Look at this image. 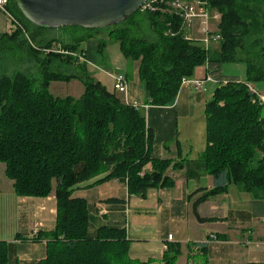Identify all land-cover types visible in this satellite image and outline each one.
Wrapping results in <instances>:
<instances>
[{"label": "trees", "instance_id": "1", "mask_svg": "<svg viewBox=\"0 0 264 264\" xmlns=\"http://www.w3.org/2000/svg\"><path fill=\"white\" fill-rule=\"evenodd\" d=\"M9 1V10L29 37L16 30L0 35V43L18 45L40 65H60L59 72L44 68L41 82L21 71L0 77V164L5 176L19 198L47 199L55 193V229L40 237L48 239L47 256L36 264H133L126 231L104 226L92 237L88 203L74 194L92 181L84 188L118 180L127 185L129 196L145 199L150 190L174 188L175 180L167 172L183 169L185 160L153 158L155 138L144 109L126 104L86 72H70L71 65L78 68L82 62L57 53L58 41L30 24L15 0ZM210 4L222 16V40L210 51L185 40L178 34L175 17L161 12L139 11L155 36L152 42L135 34L140 24L135 15L111 33L123 55L140 62L145 106H173L183 79L192 78L207 63L215 79L228 82L216 89L205 108L206 149L197 162L214 178L215 186L189 197L202 194L192 205L200 223L216 221L202 218L199 208L209 198L228 193L231 186L264 201V106L247 87L264 82V0H210ZM129 22L131 27H126ZM91 37L74 36L70 43L58 45L65 52L78 53L79 44ZM237 62L246 64V82L222 74L225 63ZM72 80L84 85L80 98L50 94L52 82ZM180 253V247L170 248L163 263L177 264ZM0 264H12L4 241H0Z\"/></svg>", "mask_w": 264, "mask_h": 264}, {"label": "crops", "instance_id": "2", "mask_svg": "<svg viewBox=\"0 0 264 264\" xmlns=\"http://www.w3.org/2000/svg\"><path fill=\"white\" fill-rule=\"evenodd\" d=\"M14 32L3 27L0 35ZM113 56L115 71L103 72L111 87L93 78L114 91L111 75L123 74L128 82V94L120 97L145 106L140 62L122 58L118 53ZM86 61L96 64L88 60L87 54ZM34 63H37L35 58L28 59L25 69L30 71ZM68 69L73 72L77 68L71 65ZM200 69L195 75L202 78L206 71L204 67ZM208 85L216 88L194 91L182 87L173 106L144 108L147 125L155 138L153 158L185 160L183 169L167 172L175 180L174 188L150 190L141 199L129 196L127 185L118 180L84 188L92 181L81 185L83 188L74 194L88 203L92 237L104 226L126 231L133 264H164V254L172 247L181 248L177 264L264 263V201L231 186L228 193L209 198L199 208L202 218L216 219L215 222L200 223L192 212L193 203L202 194L193 199H189L190 195L215 186L214 178L197 162L206 149L205 108L217 89L213 84ZM10 183L14 196L10 200L12 204L7 202L9 205L0 216V241L7 243L12 264H36L47 256L48 239L40 237L55 229V193L47 199L19 198L13 182ZM169 236H173L172 241ZM200 243L206 245L204 250L197 248Z\"/></svg>", "mask_w": 264, "mask_h": 264}, {"label": "rangeland", "instance_id": "3", "mask_svg": "<svg viewBox=\"0 0 264 264\" xmlns=\"http://www.w3.org/2000/svg\"><path fill=\"white\" fill-rule=\"evenodd\" d=\"M9 9L10 10L12 9L11 4ZM135 16L136 17L134 21L135 22L140 21L139 27L135 29V34L138 37L144 38L149 42L154 41L155 36L153 35V32L150 31L146 18L142 16L139 12ZM131 25L132 23L129 22L125 26L131 27ZM120 26L121 25L108 29L88 30V31H82L81 29L78 30L71 28H62V29H54V30L43 29V30L45 32L46 37L50 39L54 38L58 41L54 46L55 50L62 49L63 46L61 47L58 44L61 45L68 44L70 43L71 38L74 36L81 37L90 34L92 36L91 38L79 44L77 48L78 51L77 54L82 53V51H84L88 55V60L94 61L96 64L92 65L90 62H87V65L81 64L76 69V72L78 74L84 71L91 78L95 76L96 78L100 79L104 84L111 87L110 81L104 76L103 72L106 69L109 70L112 69L115 71V68H113L114 58H115L113 56L114 53L116 54L118 53L120 54V56H122V58H126L121 51L120 44L112 41L111 39L112 31ZM0 27L2 28L5 27L6 30L14 29L11 20L8 19V17L1 11H0ZM2 28H0V30ZM26 37L28 38L29 35H27ZM26 52L27 50L21 49L16 44L1 42L0 43V77L2 76L10 77L16 74L17 72L21 71L23 73L25 72L29 73L28 75L36 79L38 82H41L43 78L44 68H48V71L50 72H59L57 66L58 64L45 66V65H40L38 63H34L35 65L33 68L30 69V71L26 70L25 67L29 59V55ZM199 70L201 69L198 68L196 70L195 72L196 75ZM65 71L66 70L64 69L62 72L66 74L67 71L66 72ZM221 71L224 77H238L243 82L247 81V74H246L247 67L244 62L225 63L222 66ZM196 75H194L192 79L201 80L206 76V73L202 78L197 77ZM255 85L257 86V89L260 92H264V82L256 83ZM211 87L216 88L214 86L208 85L206 86V88H204V91H206L207 89L209 90ZM49 91L50 94L55 98L73 97L75 99H78L84 93V85L79 80H72L70 82H52ZM4 169L5 166L0 165V216L3 215L5 208L8 207L9 205L7 204V202H10V204H12L10 200L14 196L11 185L12 183H10L12 181L7 179L4 173ZM91 232L92 231L89 230V234H91Z\"/></svg>", "mask_w": 264, "mask_h": 264}, {"label": "built area", "instance_id": "4", "mask_svg": "<svg viewBox=\"0 0 264 264\" xmlns=\"http://www.w3.org/2000/svg\"><path fill=\"white\" fill-rule=\"evenodd\" d=\"M9 5V0H0V11L11 20L15 31L20 30L27 36L26 27L10 12ZM140 11L144 13L161 12L162 14L174 16L178 23V34L183 35L187 41L200 44L207 51L217 47L222 40L220 35L222 16L211 6L210 0H149ZM56 52L78 58L82 63L87 62L84 54L65 52L62 49L56 50ZM203 67L206 70L204 78L201 80L185 78L182 81L181 88L188 87L194 91H201L207 84H213L217 88L227 85L228 82L226 80L221 82L210 74L208 63ZM111 78L114 91L119 95L127 96L128 82L126 77L123 74H115L111 75ZM247 87L250 92L255 94L259 103L264 106V92H260L257 86L252 83L247 84ZM125 103L137 109L146 108V106L139 105L137 102H129L127 99ZM168 239L172 241L173 236H169Z\"/></svg>", "mask_w": 264, "mask_h": 264}, {"label": "water", "instance_id": "5", "mask_svg": "<svg viewBox=\"0 0 264 264\" xmlns=\"http://www.w3.org/2000/svg\"><path fill=\"white\" fill-rule=\"evenodd\" d=\"M149 0H15L23 17L33 26L54 30L108 29L119 26Z\"/></svg>", "mask_w": 264, "mask_h": 264}]
</instances>
